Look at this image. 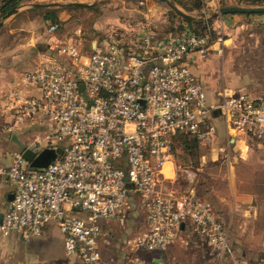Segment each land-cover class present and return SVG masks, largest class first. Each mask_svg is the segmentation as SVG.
Instances as JSON below:
<instances>
[{
  "label": "built area",
  "instance_id": "built-area-1",
  "mask_svg": "<svg viewBox=\"0 0 264 264\" xmlns=\"http://www.w3.org/2000/svg\"><path fill=\"white\" fill-rule=\"evenodd\" d=\"M93 46L83 54L71 40L60 44L57 52L67 62L44 59L22 74L37 94H7L4 107L16 119L48 126L25 148L39 152L43 144L56 157L34 167L23 148L0 165L12 187L0 232L29 241L54 223L66 255L99 264L100 221L123 222L129 194L137 193L144 228L127 245L162 252L189 226L218 261L233 255L229 227L209 200L194 188L162 190L159 182L178 135L210 141L214 117H221L227 134L264 145V91L221 90L208 99L186 61L208 54L209 37L189 28L159 36L144 24L129 40Z\"/></svg>",
  "mask_w": 264,
  "mask_h": 264
},
{
  "label": "rangeland",
  "instance_id": "rangeland-1",
  "mask_svg": "<svg viewBox=\"0 0 264 264\" xmlns=\"http://www.w3.org/2000/svg\"><path fill=\"white\" fill-rule=\"evenodd\" d=\"M38 1L51 0H23L18 6L27 5V10L33 12L34 16L36 10L31 4ZM54 1H57V4L51 5L49 8L58 14L57 27L51 28L50 22L44 20L42 14L36 12L39 15L35 16H38L40 21L28 29L23 28L24 30H16L8 34V28L6 25H2L0 27V48L4 49L5 46L15 44L16 40H20L25 42L24 50L20 51L26 50L33 53L38 60L37 62L44 59L67 62L65 57L57 52L60 44L71 40L76 43L81 53L88 54L94 47L93 43L117 39L129 40L137 35L143 25L142 20L146 18V13L153 16L155 24L149 26L159 35L163 36L169 31L175 32L177 30L178 14L168 4L160 5L158 0H154V2L146 0H94L86 5H77L79 7L66 6L75 0ZM262 2L264 3V0ZM238 5L254 6L249 1ZM160 8L164 10L158 13ZM183 10L188 13L198 12ZM62 12L64 14H61ZM3 15L0 16V19ZM12 15L7 18V24H9L8 21ZM161 17L165 19L164 22L160 20ZM193 27L197 32L208 35L210 45L212 44L209 50L216 53L211 77L216 85H209L212 89L216 91L222 87H227L231 89H227L228 94H233L239 89L248 92L264 91V27L245 25L235 33L224 32L219 28L212 27V24L207 22H204V26L193 25ZM218 48H221V51H218ZM224 81L228 83L224 85ZM217 128L218 125L216 126V133L210 141L205 142L198 139L193 141L191 137L190 150L181 146L179 142L174 145V173L172 172L173 168L171 169V163L166 166V173L168 175L173 174V177L170 179L160 178L159 188L177 192L194 188L201 196L218 205V207H220V197L229 198L232 193L231 189L234 188L236 192L253 191V193L264 194V145L240 139L236 133L225 134L223 130ZM45 159L44 154L37 153L36 160L44 161ZM136 198L137 195L134 197L135 201ZM128 213L131 214L130 217L132 218L126 220L127 228L118 222L112 223L113 226H111L112 230L119 229L118 235L115 237L119 240V245H127L126 240L144 228L143 212H138L136 207L134 209L130 207ZM225 223L228 224L227 220ZM123 227L126 229L124 232ZM232 232L233 229L229 230L230 236L233 235ZM259 236L257 235V237ZM250 237L254 239L255 235H250ZM205 246L207 245L205 244ZM59 248V244L56 243L52 250L59 252ZM149 252L153 253L141 252L139 254L150 259L152 264H157L158 262L151 260V257L154 255V257L161 258L162 253L158 251ZM45 253L46 251L41 244L11 240L2 246L0 258H5V264H17L20 261L35 264L37 259L43 258ZM50 253L52 254V252ZM113 253H115L114 250L109 249L108 255ZM176 254L174 259L165 258L164 261H161L162 264H178V251ZM263 254L264 251H261V256L264 258ZM210 261L212 262L207 264H216L217 259ZM256 263H258V258L254 261V264ZM71 264H79L77 258L74 257Z\"/></svg>",
  "mask_w": 264,
  "mask_h": 264
},
{
  "label": "crops",
  "instance_id": "crops-1",
  "mask_svg": "<svg viewBox=\"0 0 264 264\" xmlns=\"http://www.w3.org/2000/svg\"><path fill=\"white\" fill-rule=\"evenodd\" d=\"M77 1L91 3L94 0ZM146 1L154 2V0ZM173 1H175V3L181 9H186L182 4L176 2V0ZM181 1L191 7L190 9H187L188 11H198L197 13L190 12L192 15H194V18L197 17L202 21L210 23L212 24V27L219 28L224 32L228 31L231 33H235V31L245 25H259L261 27H264V13L245 14L235 12L211 15V12L219 6L243 4L244 0H201L202 6L200 10L192 6V0ZM42 2L43 1H41V3ZM46 2L57 1L51 0L45 1L43 3ZM158 3L162 5L165 2L162 0H158ZM50 6L51 5L34 6L33 8L36 11L33 16V12L27 10V5H20L17 12L14 13V15H12V18L8 21L9 24H7L5 21L3 25H6V27L8 28V34H11L10 32H14L16 30H24L23 28L28 29L30 28V26L38 24L40 21L39 17L35 15H39L38 13L43 14L45 8H49ZM159 7L160 6L158 5V8ZM163 10L164 9L161 10L160 8L158 10V13ZM202 13L204 15H201ZM61 14H64V12H62ZM177 18V23L182 24L181 30L188 28L191 29L188 26V23L182 19V16L178 15ZM160 20L164 22L163 20L165 19L161 17ZM142 24L148 26L151 24H155L153 16H150L149 13H146V18L142 20ZM23 46H25V42L23 43V41L16 40L15 44L5 46L4 49L0 48V165H7L11 160V156L14 151L22 150L23 148L30 145V143L35 138L41 136V131L48 127L46 123L39 122L37 119L18 120L11 112L8 111V109L4 107L6 103V96L8 93H10L11 89H18L21 93L26 95L37 94V91L35 89L27 86L28 84H25L22 80V74L24 73V71L32 68L34 66L33 64L38 61L36 60L33 53L26 50L24 52L20 51L24 50ZM210 46H212V44ZM50 53L53 52L50 51ZM208 54L209 55H207L206 57H199L197 55H194V57L186 62L202 81L208 99H214L217 97L219 91L224 90L225 93L228 94L227 89H231L222 87V89H218L215 91L209 86L216 85L215 81L211 78L213 75V60H215L216 58V53L215 51L210 52L209 50ZM227 83L228 82L224 81V85H226ZM237 91L243 90L239 89ZM213 120L216 126L218 125L217 129H221L225 134H227L221 117H214ZM9 127H11L10 130L8 129ZM238 135L240 139L250 141L247 136L243 134ZM45 147L47 146L42 144V149ZM171 164V169L173 168L172 172L174 173L175 158L173 159V162ZM166 172L167 169L165 167L164 175L161 178L170 179L173 177V174L168 175ZM211 189H214V187H211ZM231 192L232 193L229 198H226L224 196L220 197V207L210 201L218 217L223 221L227 220L229 230L233 229V235L230 236V240L234 249L233 255L227 256L224 260L221 261L217 260L216 264H254V261L257 258L258 263L256 264H264V258L263 256H261V251H264V194L257 192L253 193V191L236 192L235 188L231 189ZM11 195V185L9 184L5 175L0 174V221L4 215L8 200L10 199ZM136 195L137 198L135 201L134 197ZM130 207H132L133 209L134 207H136L138 208V212L140 211L142 213V206L140 204L139 195L137 193L129 194L126 203L127 215L123 222H120L117 218L105 219L100 221L101 233L98 237V246L100 248L101 257L99 264H152L150 262V259H147V257H142L139 253L147 252L149 254L153 252L134 248L126 244L119 245V240L115 238L118 235L117 231L119 229L112 230L113 228L111 226H113L114 223L116 224L118 222L126 227L128 219L132 218L130 217L131 214L128 213ZM122 229L123 232L126 230L124 227ZM250 235H255V238H251ZM257 235L260 236L257 237ZM114 238L115 240H113ZM11 240L18 242L20 240L25 243L32 242L33 244H41V246H43L44 248V251H46V256L44 255L43 258L37 259L35 264H71L72 260L74 259V256L65 254L63 234L54 223L45 225L40 230V232L33 235L29 241H25L17 232H11L7 235H4L0 232V250L6 242ZM56 243H58L60 246L59 252H53L52 250L56 246ZM205 244V241L199 235L193 232L191 227L185 226L182 227L178 239L173 244H171L167 250L161 252V258L154 257L153 255V257H151V260L157 261V264H162L161 261H164L165 258L167 259V257H171L174 259L177 255L176 251H178V264H207L208 262H212L210 260L216 259V257L209 252L210 250L209 248H207V246H205ZM176 248H178V250H175ZM109 249L111 251L114 250L115 253L108 255ZM50 252H52V254ZM77 260L79 264H83L78 258ZM4 262L5 258H0V264H5ZM20 263L28 264L26 261H20L17 264Z\"/></svg>",
  "mask_w": 264,
  "mask_h": 264
},
{
  "label": "water",
  "instance_id": "water-1",
  "mask_svg": "<svg viewBox=\"0 0 264 264\" xmlns=\"http://www.w3.org/2000/svg\"><path fill=\"white\" fill-rule=\"evenodd\" d=\"M166 4H168L176 14L186 18V19H193L194 15L191 13H188L181 9L173 0H162ZM57 4L56 2H46V3H41V2H34L31 4V6H45V5H55ZM69 4H74V5H86L88 3L83 2V1H71ZM18 5L10 8L3 16L2 19H0V27L3 25V23L7 20L9 16L12 14L16 13L18 10ZM264 11V6H243V5H223L215 8L212 12L211 15H217V14H225V13H250V12H263ZM201 15H204L203 13ZM194 19H199L195 17ZM79 88H83V83H79ZM41 154H44L46 156V159L44 161H38L36 160V155L38 152H35L34 150L30 148H25L22 151L23 157L30 162V164L34 167H43L47 165L50 161L55 159L56 157V151L53 148L50 147H45L39 151Z\"/></svg>",
  "mask_w": 264,
  "mask_h": 264
},
{
  "label": "trees",
  "instance_id": "trees-1",
  "mask_svg": "<svg viewBox=\"0 0 264 264\" xmlns=\"http://www.w3.org/2000/svg\"><path fill=\"white\" fill-rule=\"evenodd\" d=\"M246 1H249L250 4H253V5H264L262 0H244V2H246ZM22 2H23V0H0V16L5 14L10 8L17 6L18 4H21ZM176 2L182 4L186 9L191 8L187 4L183 3L181 0H176ZM191 4H192V6L197 8L198 10H200V8L202 6L201 0H192ZM66 6H68V7H79L77 5H69V4ZM252 13H264V11L263 12H250V13L245 12V14H252ZM42 17L44 18V20H47L50 22L49 25H55L56 27L58 26L57 21H58L59 17H58V14L55 10L50 9V8H45V10L42 14ZM182 19L185 20L188 23V26L196 33H199V32L194 30L193 25L204 26V22H205V21H202L200 19L190 20V19H186L183 17H182ZM176 26H177V30H175V32L182 29V24L177 23ZM169 32H172V31H169ZM191 137L193 138V141H196L195 140L196 138L192 135L180 134L177 137V143L179 142L181 144V146L185 147L186 149H189V147H190L189 142H191V140H190Z\"/></svg>",
  "mask_w": 264,
  "mask_h": 264
}]
</instances>
